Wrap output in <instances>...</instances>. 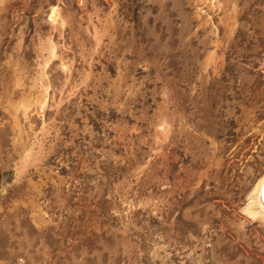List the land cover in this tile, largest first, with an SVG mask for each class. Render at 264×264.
I'll return each instance as SVG.
<instances>
[{"label":"rangeland","instance_id":"374dc122","mask_svg":"<svg viewBox=\"0 0 264 264\" xmlns=\"http://www.w3.org/2000/svg\"><path fill=\"white\" fill-rule=\"evenodd\" d=\"M264 0H0V264H264Z\"/></svg>","mask_w":264,"mask_h":264},{"label":"bare ground","instance_id":"6f19581e","mask_svg":"<svg viewBox=\"0 0 264 264\" xmlns=\"http://www.w3.org/2000/svg\"><path fill=\"white\" fill-rule=\"evenodd\" d=\"M257 202L258 205L261 206L264 210V177L259 183L258 191H257Z\"/></svg>","mask_w":264,"mask_h":264}]
</instances>
